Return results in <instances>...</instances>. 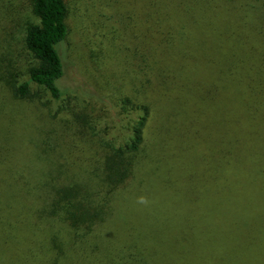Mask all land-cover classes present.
<instances>
[{"label":"trees","instance_id":"obj_1","mask_svg":"<svg viewBox=\"0 0 264 264\" xmlns=\"http://www.w3.org/2000/svg\"><path fill=\"white\" fill-rule=\"evenodd\" d=\"M1 2L0 264H264V0H139L121 141L81 110L28 122L32 83L64 97L70 8L30 0L10 76L1 43L27 20Z\"/></svg>","mask_w":264,"mask_h":264},{"label":"rangeland","instance_id":"obj_2","mask_svg":"<svg viewBox=\"0 0 264 264\" xmlns=\"http://www.w3.org/2000/svg\"><path fill=\"white\" fill-rule=\"evenodd\" d=\"M11 1L19 5V18L23 16L27 20L18 30L12 26L6 40L1 43L9 46L7 57L9 60L12 59L11 62L15 64L10 65L9 69L5 67V71L8 74L11 71L10 76H18L16 75L18 66L24 68L21 61L23 59L25 62L27 59L30 61V56L27 54V57L22 52V39L26 23L32 22L34 19L29 7L30 0ZM138 1L67 0L70 8V35L66 42L60 46L66 68L60 86L65 94L62 99L54 101L42 87L32 83L31 89L35 100L31 99L25 103V116L28 117V122L35 118L37 127L41 130H48L51 128L50 126H53L48 122L52 121L51 114L59 113L57 119L63 125L72 120L73 112L81 110L80 112L83 111L91 117L102 138L115 135L118 141H121L122 126L128 121L121 109L123 96L131 93L130 84L134 79V67L126 59L127 56H130L126 49V45H129L126 40L129 38L123 36L121 28L125 15L132 10L140 9ZM132 41L134 44L137 43L136 40ZM7 96L3 99H13L8 93ZM111 130H115V132ZM147 197L150 199L151 195H147ZM160 201L163 204L166 202L163 197L162 200L151 203L146 201L143 211H145L144 207L151 205L153 207L149 209L151 212L154 211ZM138 204L139 202L129 200L125 203L126 213L139 218L138 214L142 209L137 206ZM171 207L172 205L165 208L170 209ZM185 215L186 212L182 211L180 219ZM196 218L201 219L200 216ZM2 252L8 259L9 250Z\"/></svg>","mask_w":264,"mask_h":264}]
</instances>
